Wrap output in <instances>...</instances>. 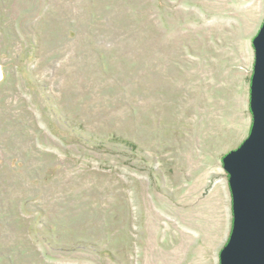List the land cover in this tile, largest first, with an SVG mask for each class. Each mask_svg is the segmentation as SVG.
Wrapping results in <instances>:
<instances>
[{
  "label": "rangeland",
  "instance_id": "rangeland-1",
  "mask_svg": "<svg viewBox=\"0 0 264 264\" xmlns=\"http://www.w3.org/2000/svg\"><path fill=\"white\" fill-rule=\"evenodd\" d=\"M264 0H0V264H220Z\"/></svg>",
  "mask_w": 264,
  "mask_h": 264
},
{
  "label": "water",
  "instance_id": "water-1",
  "mask_svg": "<svg viewBox=\"0 0 264 264\" xmlns=\"http://www.w3.org/2000/svg\"><path fill=\"white\" fill-rule=\"evenodd\" d=\"M248 138L223 158L232 194L233 227L220 264H264V22L254 38Z\"/></svg>",
  "mask_w": 264,
  "mask_h": 264
}]
</instances>
